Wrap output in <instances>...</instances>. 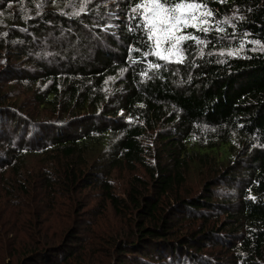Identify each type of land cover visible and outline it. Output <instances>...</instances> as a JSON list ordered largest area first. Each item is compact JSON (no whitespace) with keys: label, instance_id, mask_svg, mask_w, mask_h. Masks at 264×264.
<instances>
[{"label":"trees","instance_id":"16d2710c","mask_svg":"<svg viewBox=\"0 0 264 264\" xmlns=\"http://www.w3.org/2000/svg\"><path fill=\"white\" fill-rule=\"evenodd\" d=\"M142 2L0 0L7 264L16 255L19 264H90L81 255L89 237L83 247L77 228L59 225L57 243L31 238L44 215L79 213L84 191L98 188L104 206L131 221L123 238L107 241V264H264V0H185L210 11L213 27L182 29L195 39L173 60L153 54L139 14L129 18ZM12 86L32 93L31 108ZM139 166L146 177L134 173ZM206 167L203 191H187ZM117 170L135 174L128 198L114 194ZM224 181L235 194L216 202Z\"/></svg>","mask_w":264,"mask_h":264},{"label":"rangeland","instance_id":"374dc122","mask_svg":"<svg viewBox=\"0 0 264 264\" xmlns=\"http://www.w3.org/2000/svg\"><path fill=\"white\" fill-rule=\"evenodd\" d=\"M122 17L119 16V19ZM122 20V19H121ZM119 24H116L114 27L118 28ZM176 58H184V51L181 49V53L178 56H173L170 60L176 59ZM12 94H15V99L18 100L19 104L26 105V102H28L30 108L31 103L29 102L32 98V93L25 91H17L15 87L12 86ZM28 110V107H26V112ZM46 116V111L42 113V116L40 115V118H43ZM146 146H151L154 148L155 142L152 138L145 141ZM151 155H148L147 159L154 163V159ZM139 174L141 177H146L145 169L142 167H138L137 171L134 172ZM134 173H130L127 170L124 171H114L113 175L111 176V183L114 186V194L116 196H119L120 198H128V191H130L129 182L132 181ZM210 177V167H206L203 174L200 171H196V173L191 174L188 177L187 187L186 190L190 191L194 194H200L203 191L204 183L206 180ZM218 189H215V196H216V202H219L225 197L233 196L235 193L232 190V187L228 186L226 181H224L221 185L218 186ZM236 186L235 188H237ZM181 192L184 193V190ZM101 189H89L85 190L83 193L84 200H87L89 204L87 205L86 209L81 212L74 213L72 210H63L60 217L51 216L47 218L44 215L41 219V222L38 224V230L36 231V234L31 238L32 240H40L41 237L44 235L49 236L48 240H56L55 238L52 239L51 236H53L55 233H59L60 229H74L77 228V236L76 238L81 240V244L83 247H85L84 242L82 241L84 238L89 237V243L90 246L87 244V247L84 249V252L81 254L83 255V260L86 259V263L90 264H107L111 261L110 258H108L109 255H111L110 247L106 244L107 241L111 238H123L120 234H124V230H128L131 221L130 218L125 216L118 215L115 210L107 203L106 207L104 206V199L101 195ZM4 194L0 190V197ZM33 213V212H32ZM71 214V215H70ZM69 216V224L66 226L64 224V220H67ZM188 222V221H187ZM78 223V226H77ZM201 223V219L196 221L195 227H198ZM60 225V229H59ZM79 227V228H78ZM184 227V223L182 225ZM189 227V226H188ZM199 228V227H198ZM67 232V231H66ZM64 232V234L66 233ZM123 232V233H122ZM64 236V235H62ZM67 237V236H66ZM65 237V238H66ZM60 239V237H58ZM77 239V240H78ZM71 240V239H70ZM58 240L55 241L57 243ZM54 243V244H55ZM68 247L71 249L76 248V243L69 242ZM67 247V248H68ZM76 250V249H75ZM79 250V249H78ZM208 250V248H207ZM5 251V247L2 245V242L0 241V253ZM11 252V249L7 250L3 255L0 256V264H7L9 262V254ZM79 252V251H78ZM80 255V254H79ZM77 255V256H79ZM62 254L55 255L50 262L56 261L58 258H62ZM5 260L2 262V259ZM19 255H16V257L13 258L14 262L13 264H19L23 260L21 258L18 260ZM152 258H155V261H159V256H154ZM25 259V258H24ZM109 259V260H108ZM151 261V260H150ZM213 264H215L212 261ZM33 264V263H32ZM36 264H44V263H36ZM72 264H78V261ZM139 264H145L140 263Z\"/></svg>","mask_w":264,"mask_h":264},{"label":"snow or ice","instance_id":"6c2138e0","mask_svg":"<svg viewBox=\"0 0 264 264\" xmlns=\"http://www.w3.org/2000/svg\"><path fill=\"white\" fill-rule=\"evenodd\" d=\"M203 7L199 3L185 0L171 4L167 0H143L131 9L129 18L136 20V14H139L137 28H143L147 32V38L154 49L153 54L162 60H170L173 56L180 55L181 42L195 39L181 34L182 29L192 27L208 32L213 27L208 20L212 13L201 11Z\"/></svg>","mask_w":264,"mask_h":264}]
</instances>
